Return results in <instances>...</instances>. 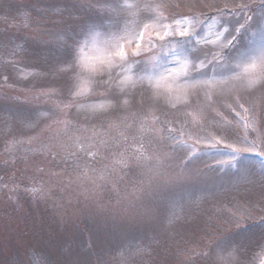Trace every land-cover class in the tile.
<instances>
[{
	"label": "snow or ice",
	"instance_id": "snow-or-ice-1",
	"mask_svg": "<svg viewBox=\"0 0 264 264\" xmlns=\"http://www.w3.org/2000/svg\"><path fill=\"white\" fill-rule=\"evenodd\" d=\"M181 7L189 12L177 13ZM0 9L9 25L0 30V66L10 73L30 57L27 67L65 82L51 107H0L5 145L43 158L31 165L39 188L13 181L12 190L50 205L48 229L57 236L54 250L34 237L7 264H252L248 254L264 252V0H34L15 9L20 23H12L7 0ZM137 94L149 103L137 104ZM180 94L191 99L177 108ZM201 103L190 134L175 112ZM149 109L163 119L156 116L159 127L143 135L137 121ZM252 155L260 158L259 198L229 201L214 222L209 216L207 227L189 232L192 205L203 195L193 164L211 157L207 169L249 176ZM109 186L123 193L114 205L97 195ZM69 190L84 200L65 202L58 193ZM250 223L260 231L232 235ZM115 230L123 236L117 242Z\"/></svg>",
	"mask_w": 264,
	"mask_h": 264
},
{
	"label": "rangeland",
	"instance_id": "rangeland-1",
	"mask_svg": "<svg viewBox=\"0 0 264 264\" xmlns=\"http://www.w3.org/2000/svg\"><path fill=\"white\" fill-rule=\"evenodd\" d=\"M34 0H7V4L11 8V15H16V21L12 23H20L22 17L15 12V9L20 6H31ZM153 2H159V0H153ZM171 3L187 4L188 0H171ZM259 3V0H257ZM177 13H188L187 7H181L175 10ZM172 9L163 10L164 15L171 14ZM255 12L257 17L261 13L260 8H256ZM4 15L2 9H0V17ZM229 18L231 15L229 14ZM210 22V21H209ZM9 27L0 19V30ZM32 33L29 32V35ZM17 44H22V41H17ZM17 56L15 61H19V50H17ZM13 59L11 56H4V60L7 61ZM35 61L30 57H25L23 61L17 62L15 69H12L9 73L2 66H0V107L6 105L31 104L32 106H48L59 103L62 99L58 94L59 89L64 85V80L57 75H48L41 73L38 69L33 67H27L26 65L33 64ZM10 75V78L5 84L4 76ZM101 91H103L101 89ZM25 95H20V93ZM7 93V97L5 94ZM37 94H43L39 99L36 98ZM19 96L17 101L15 97ZM181 99L174 101L176 107L180 108L191 97L185 98L183 94H180ZM27 97V99H26ZM204 94L201 93V100H203ZM137 104L141 101L145 105L149 103L147 96H141L137 94ZM155 103V102H153ZM164 102L161 101V104ZM167 107L171 109V104ZM205 104L201 103L194 105L187 110V113L180 111L175 112L172 109L170 117L173 112L176 115L183 117L188 123L189 127L186 132L193 133L197 126L201 122V113ZM74 111V110H73ZM84 111V110H82ZM111 111V109H108ZM91 115V113H88ZM126 113L121 112L119 116L123 117ZM3 114L0 113V116ZM160 115V112L155 109H149V115L147 119L141 117L137 121V127L143 125V135H148L153 129L158 128L159 125L155 123V117ZM41 119H46V116L41 115ZM113 123H119V120L113 116L110 117ZM28 124L31 121L26 122ZM0 127H3L0 125ZM192 143L191 140L188 141ZM20 157L24 160L21 161ZM42 157L37 156L35 153L28 151L26 147L17 145L12 141H9L7 146L4 143L3 134L0 133V264H7L8 261L14 258V254L17 251L22 250V245L29 243L34 237H42L43 242L52 245L54 250L57 241L55 232L49 233L48 224L51 223V208L50 205L45 203H36L31 196H24L18 198L16 193L12 190L14 185L13 181L18 183H27L29 187L39 188L38 183H33L31 175L34 169L31 165L34 160H42ZM250 162L254 165L253 174L249 176H237L233 169H224L217 171L215 168L209 170L206 165H214L215 161L211 157L203 158L196 161L192 166L193 172L202 171V174H197L193 177L192 182L203 193L198 197L192 205L193 216L187 219L185 227L189 232L199 228L207 227V221L209 216L217 212L221 206H227L229 201H240L241 198L253 197L258 199L260 196V158L257 156H250ZM41 166L47 167L46 163H42ZM23 189L21 188V191ZM65 197V202L69 198L72 199V203L75 204V197H79L80 201L84 200V197L80 195L78 191L69 190L68 192L58 193ZM98 198L106 204H116L117 199L123 196L121 191L112 189L110 186L101 190L98 194ZM19 201V202H18ZM71 208L69 211L71 212ZM213 222L215 216H212ZM181 222H184L181 219ZM39 229L43 226V232L33 231V226ZM198 226V227H197ZM261 229V224L250 223L246 227L240 229L238 232L232 233L234 237H238L243 234L258 233ZM134 235L135 233H131ZM202 235V233H200ZM123 236L119 230H115L113 241L117 242L122 239ZM87 239V233L82 234L81 240ZM248 260L252 261V264H264V252L259 248H255L248 254Z\"/></svg>",
	"mask_w": 264,
	"mask_h": 264
}]
</instances>
